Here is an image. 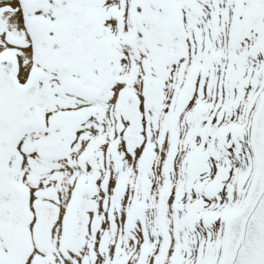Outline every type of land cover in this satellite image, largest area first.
Here are the masks:
<instances>
[{
  "label": "snow or ice",
  "instance_id": "6c2138e0",
  "mask_svg": "<svg viewBox=\"0 0 264 264\" xmlns=\"http://www.w3.org/2000/svg\"><path fill=\"white\" fill-rule=\"evenodd\" d=\"M0 264H264V0H0Z\"/></svg>",
  "mask_w": 264,
  "mask_h": 264
}]
</instances>
